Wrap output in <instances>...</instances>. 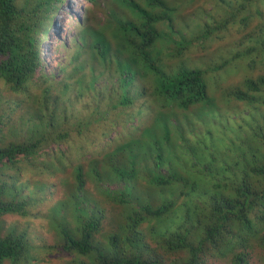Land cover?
I'll return each mask as SVG.
<instances>
[{"label":"trees","instance_id":"obj_1","mask_svg":"<svg viewBox=\"0 0 264 264\" xmlns=\"http://www.w3.org/2000/svg\"><path fill=\"white\" fill-rule=\"evenodd\" d=\"M62 1L0 0V220L33 216L35 182L44 189L45 178L62 176L67 199L42 218L66 264H253L264 251V73L233 98L225 92L235 106L223 109L209 96L208 70L164 61L163 39L178 57L200 39L170 38L166 0H129L130 16L91 0L109 10L66 47L85 60L72 71L58 62L56 73L41 45ZM213 1L231 9L226 26L251 25L252 15H239L252 0ZM262 33L248 46L242 37L238 55L264 49ZM13 231L0 232V264H30L39 252Z\"/></svg>","mask_w":264,"mask_h":264},{"label":"rangeland","instance_id":"obj_2","mask_svg":"<svg viewBox=\"0 0 264 264\" xmlns=\"http://www.w3.org/2000/svg\"><path fill=\"white\" fill-rule=\"evenodd\" d=\"M108 2V7L118 11L121 14L130 16L128 10L119 7L129 6V0H104ZM141 3L143 0H136ZM167 4L174 8V29L172 31H178L181 33L174 36L170 31V38H174L179 41L181 38L190 39L188 37L194 36L200 38L198 43H194L192 49L187 51L183 56L178 57L176 52L169 53L171 50L176 49L175 43H169L167 40L160 42H167L163 47L164 61L172 68H178L179 66H188L190 68H199L202 70H208L206 72L207 84L209 86L210 96L216 99L223 109L230 106H235L234 102L230 104L223 103L221 100L222 90L231 86H239L246 79L251 78L257 80L261 74L264 73V49L258 48L251 57H255L258 61L255 69L244 70L246 61H242L240 64H235L234 56L238 55L237 46L243 37V43L248 46L247 38L252 34L254 37L260 32V28L264 27V0H252L247 10L239 15V18L243 16L252 15L251 25L247 27L245 31H241V23H234L225 25L226 19L231 13L229 6L222 4L216 6L213 0H166ZM92 5L89 0H63L59 3L58 8L54 14L52 25L47 34V39L42 42L41 50L43 57L47 62V66L56 73L58 72V64L65 63L68 65L69 70H73L77 63H81L85 60L79 59L74 61V51H70L76 47L79 37V22L83 18L86 8H91ZM106 6L97 5L94 6L90 12V17L93 19H102L103 16L109 10ZM221 26H226V30L220 29ZM209 27V28H208ZM159 28L168 32V27L165 25L159 26ZM209 29H213L211 33ZM225 29V28H224ZM264 35V33H262ZM76 40H72L73 38ZM245 41V42H244ZM66 47L69 49L67 50ZM239 51H242L239 49ZM75 62V63H73ZM73 63V64H72ZM56 65V66H55ZM216 67H220L216 70ZM64 73V72H63ZM65 74H57V76H64ZM81 75V74H80ZM89 78V72L86 74ZM66 76V75H65ZM67 77V76H66ZM102 82V80L100 81ZM93 101L92 98L83 97L81 101ZM238 104V103H237ZM241 108L243 107L242 104ZM75 114L79 118H83L85 113L82 106L75 109ZM103 131L101 124H96L91 127V136L97 141H100V135ZM70 176L72 169L68 168L64 174ZM63 174V175H64ZM65 175V177L67 176ZM62 177V176H61ZM61 177L53 176L51 178H43L46 183L44 189L36 184V200L39 197L40 202H34V215L30 217H21L18 215H6L1 218V235H6L10 230L16 235H23L27 238L29 244L33 246L39 255L35 256V260H32L30 264H66L68 258L61 260L59 255L60 238L51 229V226L46 218H42V214L46 216L49 210L62 200L66 201L68 194L67 188H63L61 184ZM52 183L49 185L48 183ZM92 191L98 196V191L90 184ZM28 235V237H27ZM62 241V240H61ZM58 246V247H57ZM78 258V257H77ZM84 261L88 263V260L78 258V262ZM253 264H264V251L258 248L253 255ZM4 264H11L8 261Z\"/></svg>","mask_w":264,"mask_h":264},{"label":"clouds","instance_id":"obj_3","mask_svg":"<svg viewBox=\"0 0 264 264\" xmlns=\"http://www.w3.org/2000/svg\"><path fill=\"white\" fill-rule=\"evenodd\" d=\"M90 1V3H91V5H92V7L91 8H86V10H85V13H84V16H83V18L80 20V22H79V33H80V30H81V26H82V24L83 23H85L86 21H89V19L91 20V21H93V22H98V21H100V19L99 18H97V19H93V18H91L90 17V12L93 10V8H94V5H93V3L91 2V0H89ZM116 1V0H115ZM59 5V4H58ZM58 5H57V8H58ZM103 7H104V5H103ZM119 7H121V8H124V9H126V10H128V7L127 6H123V5H121L120 4V6ZM57 10V9H56ZM56 12V11H55ZM103 19V18H102ZM163 53V52H162ZM164 54V53H163ZM42 56H43V53H42ZM236 59L234 60V63L235 64H240L242 61H246V64L245 65H241V66H245L244 67V70H248V65H249V62H250V60H252L253 58L255 59V57L253 56V57H249L248 59H245V57H243V56H240V55H235L234 56ZM43 59H44V57H43ZM45 60V59H44ZM46 62V61H45ZM258 62V61H257ZM46 64H47V62H46ZM183 67V66H182ZM188 68H190V67H188ZM190 69H192V70H202V69H199V68H190ZM203 71V70H202ZM205 72V71H204ZM205 78H206V72H205ZM249 79H251V78H248V79H246L241 85H239V86H231V87H229V88H227V89H224V90H222V93H221V100L223 101V97H222V95H227V94H225V92H229L232 96H231V98H233L234 96H233V94H232V91L233 90H235V89H245V87H244V85H245V82L247 81V80H249ZM252 80H254V79H252ZM258 80V79H257ZM257 80H255V81H257ZM207 87H208V93H209V96H210V92H209V86H208V84H207ZM210 98H212L211 96H210ZM214 99V98H213ZM214 100H216V99H214ZM67 199V198H66Z\"/></svg>","mask_w":264,"mask_h":264}]
</instances>
